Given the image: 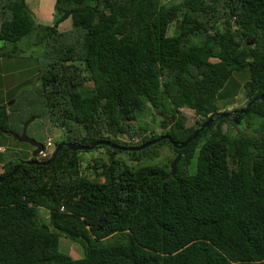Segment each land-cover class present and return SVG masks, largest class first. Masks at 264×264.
Wrapping results in <instances>:
<instances>
[{
    "label": "trees",
    "instance_id": "obj_1",
    "mask_svg": "<svg viewBox=\"0 0 264 264\" xmlns=\"http://www.w3.org/2000/svg\"><path fill=\"white\" fill-rule=\"evenodd\" d=\"M53 7L54 24L39 26L24 0H0V58H19L32 43H17L31 36L34 44L53 42L34 69L41 93L26 110L38 105L63 130L62 142L118 144V135H136L124 145L137 147L167 135L182 143L216 112L233 72H247L245 106L233 111L238 125L214 120L180 150L163 140L180 155L174 176L168 163L134 168L106 159L92 160L88 177L78 151L60 147L40 166L2 162L5 148L0 264H264V99L250 104L264 95V0H55ZM67 18L70 30L58 32ZM11 110L20 112L14 101L0 103V135L8 138ZM153 111L163 116L158 134L148 135L147 124L134 129ZM182 111L195 120L186 124ZM219 122H244L251 132L231 135ZM150 146L128 152L129 161L154 157ZM62 239L78 243L82 258L62 253Z\"/></svg>",
    "mask_w": 264,
    "mask_h": 264
},
{
    "label": "rangeland",
    "instance_id": "obj_2",
    "mask_svg": "<svg viewBox=\"0 0 264 264\" xmlns=\"http://www.w3.org/2000/svg\"><path fill=\"white\" fill-rule=\"evenodd\" d=\"M26 7L28 9L29 15L32 20H37L33 22L34 24H40L43 26H52L56 21V17H59L58 13L55 11L53 7V2H45V1H37V0H24ZM180 0H161V4L165 5H175L178 4ZM42 5L44 3V13L48 14V17H39L38 13L36 14V4ZM5 17V16H4ZM68 20L63 23L57 25V31L60 33H67L70 30V25H67ZM39 25V26H40ZM67 26V29L65 28ZM39 28H36L38 31ZM35 31H32V33ZM27 42L32 43L28 49L24 50L23 53L19 55V58L14 59H4L0 58V103H6L7 105H11L12 101L18 105L20 110L12 111V120L14 123L12 124L11 129L14 131L12 134H18L22 130V126L26 121H31L26 128L25 135L28 138H33L35 141L39 143H43L47 136L53 138L54 143H60L65 141L63 134V130L58 127H53L48 121V116L43 112L42 109L38 105H31L32 107L26 110L27 101H29L30 97L33 98L36 96V93H41V87L38 81L35 79L37 76L35 73L36 67L41 69L42 66V58L44 56V50L47 44H53V42L48 43L47 40L42 39L39 44H34L33 36L30 37L29 40L27 38L21 40L17 43L19 49H24L27 45ZM2 46V42H0V47ZM69 64V63H68ZM73 64L76 69H78L79 63L74 62ZM35 69V70H34ZM80 73V72H79ZM247 72L241 73H232L224 87L218 92L216 95V113H226L232 112L236 109H241L245 106V98L243 96L241 84L245 79ZM81 77L87 78L88 75L86 73L81 72ZM226 91V92H224ZM222 96V97H221ZM6 99V102L4 101ZM25 110V111H24ZM22 113V115H21ZM182 116L185 117V123H191L195 118L191 116L189 112L182 111ZM30 114V115H29ZM144 112L143 115L140 114V118L137 119L132 126L134 129L138 126H144L147 124V134L151 133L158 134L161 129L158 127V122L162 115H159L158 112L152 113ZM14 115L20 117L16 118ZM37 115L39 118L34 119V116ZM27 117V118H26ZM23 119V122L18 124L17 119ZM149 118V120H148ZM152 119V121H150ZM139 122V123H138ZM44 123V124H43ZM220 123V122H219ZM220 127L229 132L231 135L237 134L238 132H251V127L246 126L243 122L241 125L237 127H231L223 122L220 123ZM43 125L45 127H43ZM216 126H212L209 132H212ZM246 127V128H245ZM213 129V130H212ZM206 137L209 139L213 137L211 133H207ZM8 137L6 135H0V145H4L7 148V151L2 154V158L4 159L2 162L7 161V158L12 159H21V154L17 150H13L10 146L15 145L18 147H22L24 149H30V146L27 144H18L12 137ZM112 139V138H110ZM118 141L119 146L128 147L124 144H134L139 140V136H132L129 140L124 136L118 135L115 138ZM53 150L51 151V153ZM128 152L121 151H110L107 155L102 149H94L90 151H85L83 155L80 157L78 154V162L80 164V172L83 175H87L88 177H92L91 170H86V167L91 164L92 160L96 161H105L106 159H114L117 163H122L127 166H134V168H139L143 166H162L163 164L168 163V169L170 162L174 159L175 155L169 150L168 143L159 142L158 144H154L149 147V153L154 157L152 158H144L140 160L139 163H131L128 159ZM0 156V157H1ZM52 156V154H51ZM50 156V157H51ZM147 156V155H145ZM148 157V156H147ZM169 161V162H168ZM194 162V159L193 161ZM190 170V169H189ZM188 170V171H189ZM191 172V171H189ZM46 215V211L42 208L38 210V219L40 222L44 223V217ZM59 250L68 255L72 259H81L82 258V249L78 243H74L68 240H60Z\"/></svg>",
    "mask_w": 264,
    "mask_h": 264
},
{
    "label": "water",
    "instance_id": "obj_3",
    "mask_svg": "<svg viewBox=\"0 0 264 264\" xmlns=\"http://www.w3.org/2000/svg\"><path fill=\"white\" fill-rule=\"evenodd\" d=\"M34 22H36L35 19H34ZM263 99H264V95L260 96L259 98L253 99L250 102V104L254 103L255 101H261ZM247 112H248L247 109H245L243 111H238L237 115L246 114ZM219 119H225L226 121H231L234 126L239 124L237 116H232V114L229 113V112H226V113H216L215 112V113L211 114L207 118V120L204 121L196 130H194V132L191 134V136H189L186 140H184L182 143H179V144L174 142V141H172L170 139V137L167 136V135L158 136L155 139H153L152 141H150V142H148L146 144L139 145L137 147H123V146H119V145H116V144H110V143H107V142H104V141L95 143V144H93L91 146H81V145H76L75 143L60 142V143H57L55 145V148H54V151L52 153L51 158L49 160H47V161H44V162H38V161H36L34 159L36 157V154L40 151L42 144L37 142V141H35L33 138H28L25 135V131H26L27 125L31 121H26L23 124V126H22L21 132L19 134H12V138L15 139L19 143L27 144V145L30 146V148L32 150L31 155H30V159L31 160L26 162L27 165L45 166V165H48L53 160V158L56 156V154H57L58 150L60 149V147H65V148H67L70 151H78L79 152V156L81 157L85 151L93 150V148H95L96 146H105V147H107V148H109V149H111L113 151L137 152V151H140V150H142L143 148H145V147H147L149 145H153L155 143H158L160 141L165 140L172 146L173 149L180 150L186 144H188L190 141H192L197 136V134L200 131H202L204 128H207L211 124L212 121L219 120ZM179 160H180V155L177 154L174 157V159L170 162V164H169V175L170 176H174L175 171H176V164L178 163ZM19 166H20V164L15 166L13 168V170L8 174V176H11L12 174H14Z\"/></svg>",
    "mask_w": 264,
    "mask_h": 264
},
{
    "label": "crops",
    "instance_id": "obj_4",
    "mask_svg": "<svg viewBox=\"0 0 264 264\" xmlns=\"http://www.w3.org/2000/svg\"><path fill=\"white\" fill-rule=\"evenodd\" d=\"M37 1H47V2H53V6H54V4H55V0H37ZM43 6H44V3H43ZM42 5H38V3L36 4V14L38 13V16L39 17H45V18H47L48 17V14H46V13H44V8H42L43 7ZM58 17H56V19H57ZM66 20H68V22H67V25L69 26L70 25V21H69V19L67 18V19H65V20H63L61 23H63V22H65ZM60 24V23H59ZM58 24V25H59ZM66 29H67V26L65 27ZM4 101L6 102V99H4ZM2 103V102H1ZM10 146H11V148L13 149V150H17L20 154H21V159H23V160H28L29 158H30V155H31V149H24V148H22V147H18V146H15V145H11L10 144ZM0 147H3V148H5L4 147V145L2 146V145H0ZM2 171V168H1V162H0V172Z\"/></svg>",
    "mask_w": 264,
    "mask_h": 264
},
{
    "label": "built area",
    "instance_id": "obj_5",
    "mask_svg": "<svg viewBox=\"0 0 264 264\" xmlns=\"http://www.w3.org/2000/svg\"><path fill=\"white\" fill-rule=\"evenodd\" d=\"M54 142L51 137H46L44 142L42 143L41 150L37 153V159L38 161H44L47 160L51 156V151L53 149ZM5 151V148L0 147V154H2ZM60 211H62V207L60 208Z\"/></svg>",
    "mask_w": 264,
    "mask_h": 264
},
{
    "label": "clouds",
    "instance_id": "obj_6",
    "mask_svg": "<svg viewBox=\"0 0 264 264\" xmlns=\"http://www.w3.org/2000/svg\"><path fill=\"white\" fill-rule=\"evenodd\" d=\"M69 19V18H68ZM37 21V20H36ZM69 21H70V19H69ZM70 28H71V21H70ZM47 137H49V136H47ZM53 139V138H52ZM42 144V143H41ZM54 145H55V143H54ZM116 145H118V144H116ZM41 148H42V146H41ZM55 148V147H54ZM41 150V149H40ZM32 151V150H31ZM54 151V150H53ZM53 153V152H52ZM51 153V154H52ZM30 159V158H29ZM29 159H28V161H29ZM36 161H38V159H37V154H36V157L34 158ZM44 161H47V160H44ZM44 161H38V162H44Z\"/></svg>",
    "mask_w": 264,
    "mask_h": 264
},
{
    "label": "flooded vegetation",
    "instance_id": "obj_7",
    "mask_svg": "<svg viewBox=\"0 0 264 264\" xmlns=\"http://www.w3.org/2000/svg\"><path fill=\"white\" fill-rule=\"evenodd\" d=\"M236 114H235V112H232V116H235Z\"/></svg>",
    "mask_w": 264,
    "mask_h": 264
}]
</instances>
